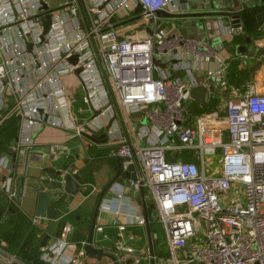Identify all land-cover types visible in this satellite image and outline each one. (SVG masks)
Instances as JSON below:
<instances>
[{
    "label": "built area",
    "instance_id": "obj_1",
    "mask_svg": "<svg viewBox=\"0 0 264 264\" xmlns=\"http://www.w3.org/2000/svg\"><path fill=\"white\" fill-rule=\"evenodd\" d=\"M158 11L182 13L178 0H0V114L10 95L21 121L11 150L32 147V133L46 124L79 132L120 118L123 130L112 125L106 130L114 154L125 158L124 170L137 166L129 184L134 191L143 188L146 205L153 204L148 221L151 215L158 220L168 253L150 254L122 240L129 226L146 225L143 207L123 181L111 185L101 204L109 218L98 216L94 245L118 264L128 259L139 264L145 257L154 264H264V68L254 82L236 86L228 80L229 61L219 56L222 43L185 37L172 26L176 18ZM242 32L239 25L221 35ZM73 56L75 63L69 61ZM204 57L210 64L200 66L205 86L200 104L190 90L201 85L193 62ZM74 74L91 111L79 126L64 84ZM217 93L216 109L200 111ZM179 151L190 155L179 158ZM217 156L219 174L208 167ZM0 164L6 165L1 157ZM1 188L15 201L11 179ZM32 221L37 224L36 217ZM107 225L120 233L112 244ZM71 230L65 225L55 243L42 247L44 254L59 255L50 264L82 263L83 248L81 256L62 258ZM0 260L19 262L1 247Z\"/></svg>",
    "mask_w": 264,
    "mask_h": 264
},
{
    "label": "crops",
    "instance_id": "obj_2",
    "mask_svg": "<svg viewBox=\"0 0 264 264\" xmlns=\"http://www.w3.org/2000/svg\"><path fill=\"white\" fill-rule=\"evenodd\" d=\"M230 4H233L232 8H229ZM180 7L182 18L170 20L176 31L181 32L186 28L187 36L198 38L211 46L222 43L219 56L229 61L228 80L231 73H241L243 71H246L249 75V81L256 72L253 76L256 79L258 72L264 68L263 1L190 0L180 3ZM231 9L239 15V24L243 32L235 34L231 38H224L221 32L226 28L234 27L232 19L230 17L226 18L224 14ZM198 59L193 62L194 68H196L194 73L195 78L202 85L204 71L200 66H208L210 62L205 57L202 60ZM64 84L70 98L74 122L79 126V124L89 119L88 117L91 115L90 107L84 99L80 82L75 74L66 76ZM239 85H242V83ZM215 97L210 99V102L208 101V105L215 104L220 100L218 93ZM13 106V97L6 95L2 112L3 119L0 122V157L6 161L5 166L0 164V216L10 202L8 195L1 188V185L9 179H11V186L15 192V180L19 177L18 187L19 191L22 192V198L21 201H18L15 197V201L24 215L28 218H34L36 217L37 193L40 184H44L47 190H59L62 176L66 172L77 173L81 177L79 192L71 196L70 200L67 194L62 193L59 199L53 201L46 210L47 222H41L36 217L38 229L34 246L39 260L44 264H50L51 260L59 255L50 251L44 254L42 247L51 246L55 243L60 238L63 227L69 224L72 230L67 236L68 245L64 251H61L62 258L68 259L71 256H81L82 241H85L87 236V233L82 234L86 222H90L99 192L114 176L117 169V156L114 154L115 144L111 142V137L106 131L111 118L102 129H92L88 126L79 130V132H77V129L66 130L59 126L46 124L39 131L32 133L34 140L32 147L20 148L18 152H15L11 150V147L19 140L21 121L19 114L12 109ZM94 124L98 125L100 123L94 122ZM115 127L123 130L120 118H117L113 123L112 129H115ZM145 141L144 138L141 139L142 143ZM132 171L135 174L138 172L136 165L133 166ZM43 176H52L54 179L49 180L42 178ZM119 181L126 183L127 179H119ZM127 192L130 194L129 188H127ZM145 193L143 191L142 194L139 190L130 195L135 204L143 207L142 200L143 196H146ZM109 197L110 193L107 192L102 205ZM61 199L62 202L57 205L56 203ZM99 213L101 215L100 221L109 218V214L104 213L103 209H100ZM120 221L123 222L124 218L121 217ZM105 232L109 236L108 244H112L120 234L115 225H107ZM128 233L134 234V238L128 239ZM97 239L98 236L95 235V242ZM122 240L138 250L147 248L146 251L150 252L146 225L129 226L123 232ZM151 240L153 254L165 255L161 254L163 251L161 245L157 243L156 239L152 238V235ZM81 261V264H92L93 262L112 264L108 258L97 260L89 257L86 253L81 256ZM17 264L23 263L19 260ZM139 264H151V260L145 257Z\"/></svg>",
    "mask_w": 264,
    "mask_h": 264
},
{
    "label": "water",
    "instance_id": "obj_3",
    "mask_svg": "<svg viewBox=\"0 0 264 264\" xmlns=\"http://www.w3.org/2000/svg\"><path fill=\"white\" fill-rule=\"evenodd\" d=\"M229 1H232V0H229ZM248 1L249 0H242V2H248ZM261 1L264 2V0H261ZM178 2L183 3V2H185V0H178ZM232 7H233V4L232 5L230 4L229 8H232ZM136 9L137 10L141 9L140 5H138ZM157 14L161 15V16L177 18V19L182 18V16L180 14H167L163 11H158ZM224 14L226 15V18L230 17L232 19V23H234V27H238L240 25L239 24V15L237 14V12L235 13L231 9L230 11L225 12ZM49 24H50V17H49V15H47L46 21L44 23V32H46L48 30ZM181 33L183 36L188 37L187 33H186V28L181 30ZM28 49H30V47H28ZM238 49H239V47H238ZM69 61L71 63H75L76 57L73 56V57L69 58ZM78 72H79V70H77V74H78ZM204 95H205V87L203 85L193 87L190 90V96L197 103L204 104ZM2 119H3V115L0 114V122L2 121ZM112 121H113V118H111L109 120L108 125L106 127L107 129L111 126ZM124 161H125V158L120 157V156L116 157V162H117L116 172H115L114 176L109 180V182L101 189V191L98 194L96 204H95L93 211H92L87 236H86V239H85L84 245H83V249L89 257L95 258L97 260H100L102 258H108L112 262V264H118L115 256L110 252H105L103 248L96 247L94 245V230H95L97 218L99 216V211H100L102 201H103L106 193L109 191V188L111 187V185L113 183L119 181V179H127V182L125 183V185L129 188L130 194H133V192H134V189L130 186L129 181L135 180L137 176L132 171L133 166H131L128 170L123 169V162ZM140 179H141V176H140ZM19 180H20L19 177H17L15 180V185H16L15 196H16V199L18 201H21L22 192L19 191V187H18L19 186ZM80 180H81V177L79 176V174L66 172L62 176L61 188L59 190H47L45 188L44 184H40L39 189H38V193H37L35 216L37 218H39L41 222H47L48 221L46 218L47 207L53 201L59 199V197L62 193L67 194L69 196V200H70L71 196H74L79 192V189L81 187ZM140 191L143 194V188H140ZM142 203H143V211H144V214L146 217V231H147V236H148L149 251H150V254H152L153 248H152V240H151L147 211H148V208L153 209V204L148 203L146 205L145 200H142ZM194 215H196V213H194ZM0 264H5V263L2 260H0ZM126 264H131V260L128 259L126 261ZM151 264H154L153 260H151Z\"/></svg>",
    "mask_w": 264,
    "mask_h": 264
},
{
    "label": "trees",
    "instance_id": "obj_4",
    "mask_svg": "<svg viewBox=\"0 0 264 264\" xmlns=\"http://www.w3.org/2000/svg\"><path fill=\"white\" fill-rule=\"evenodd\" d=\"M236 74L231 73L229 80L238 86L240 83L233 80V78L236 79ZM61 202L62 199L56 204ZM37 229L32 218L24 215L16 201H10L0 216V247L7 253L16 255L23 264H44L39 260L34 246ZM1 241H4L5 245H2Z\"/></svg>",
    "mask_w": 264,
    "mask_h": 264
},
{
    "label": "rangeland",
    "instance_id": "obj_5",
    "mask_svg": "<svg viewBox=\"0 0 264 264\" xmlns=\"http://www.w3.org/2000/svg\"><path fill=\"white\" fill-rule=\"evenodd\" d=\"M59 0H55V2H58ZM239 47V46H238ZM256 73V72H255ZM255 73L253 74V76L255 75ZM237 77L236 79L233 78L234 82H239L240 84H247L249 82H254L255 81V78H253L252 76V79L249 81V75L246 73V71H243L241 73H237L236 74ZM216 104V103H215ZM215 104H211V105H208L205 109H199L200 111H211L213 109H216V106ZM209 107V108H208ZM191 110H194L193 108H191ZM146 122L144 121L143 124H145ZM186 151H183V152H177L176 155L179 157V158H183V159H186L187 157H189V155H187L185 153ZM207 154H210V153H207ZM215 154L218 155V151L215 152ZM166 155H168V151H166ZM208 158H211L210 156H208ZM208 167H210V170H217V174L220 173V164L218 162V156L215 160V162H213L212 164L208 162ZM87 224L85 225L84 227V232L82 233L83 235L86 234L88 232V229H89V224L90 222L87 221L86 222ZM149 223H150V228H151V235H152V238L153 239H156L157 243H159L161 245V250H163L161 252V254H167L168 253V248H167V245L165 244V237H164V233L162 231V228L158 222V220L155 218V216L151 215L150 218H149ZM144 250L146 251L147 248H144ZM100 263V262H99Z\"/></svg>",
    "mask_w": 264,
    "mask_h": 264
}]
</instances>
